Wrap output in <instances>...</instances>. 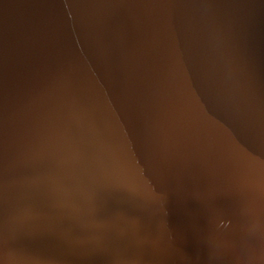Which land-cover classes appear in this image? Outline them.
<instances>
[{
    "label": "water",
    "instance_id": "water-1",
    "mask_svg": "<svg viewBox=\"0 0 264 264\" xmlns=\"http://www.w3.org/2000/svg\"><path fill=\"white\" fill-rule=\"evenodd\" d=\"M0 264H264V0H0Z\"/></svg>",
    "mask_w": 264,
    "mask_h": 264
}]
</instances>
